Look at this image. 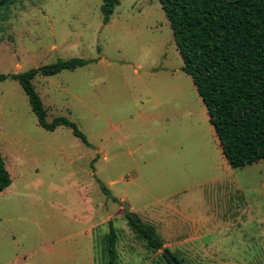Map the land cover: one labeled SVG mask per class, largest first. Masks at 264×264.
Here are the masks:
<instances>
[{
  "label": "rangeland",
  "instance_id": "obj_1",
  "mask_svg": "<svg viewBox=\"0 0 264 264\" xmlns=\"http://www.w3.org/2000/svg\"><path fill=\"white\" fill-rule=\"evenodd\" d=\"M12 0L0 9V73L89 62L32 83L39 125L11 78L0 82V264H264V160L231 167L158 0ZM104 185L116 201L107 197ZM124 203L161 248L131 230ZM128 216V215H127ZM159 236V237H158Z\"/></svg>",
  "mask_w": 264,
  "mask_h": 264
},
{
  "label": "trees",
  "instance_id": "obj_2",
  "mask_svg": "<svg viewBox=\"0 0 264 264\" xmlns=\"http://www.w3.org/2000/svg\"><path fill=\"white\" fill-rule=\"evenodd\" d=\"M158 1L181 56V70L191 77L228 164L239 168L264 160V0ZM10 2L0 0V9ZM116 4L117 0H102L104 24L109 22ZM88 62L81 57L58 59L20 73H0V82L11 78L20 84L44 129L53 131L58 126H68L90 146L77 124L67 117L56 116L47 121V107L32 83L37 75L52 76ZM10 184L11 176L0 151V192ZM101 188L116 201L104 185ZM126 218L131 230L149 248H161L152 226L144 225L134 215ZM109 226L106 251L112 264L117 235L111 221ZM162 256L172 264L164 253Z\"/></svg>",
  "mask_w": 264,
  "mask_h": 264
},
{
  "label": "water",
  "instance_id": "obj_3",
  "mask_svg": "<svg viewBox=\"0 0 264 264\" xmlns=\"http://www.w3.org/2000/svg\"><path fill=\"white\" fill-rule=\"evenodd\" d=\"M124 213L128 216L133 217V213L130 210L129 205L124 203ZM162 252L171 260L172 264H177L176 260L172 257V255L169 253V251L166 248H162Z\"/></svg>",
  "mask_w": 264,
  "mask_h": 264
},
{
  "label": "crops",
  "instance_id": "obj_4",
  "mask_svg": "<svg viewBox=\"0 0 264 264\" xmlns=\"http://www.w3.org/2000/svg\"><path fill=\"white\" fill-rule=\"evenodd\" d=\"M159 237V236H158Z\"/></svg>",
  "mask_w": 264,
  "mask_h": 264
}]
</instances>
